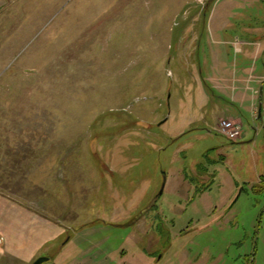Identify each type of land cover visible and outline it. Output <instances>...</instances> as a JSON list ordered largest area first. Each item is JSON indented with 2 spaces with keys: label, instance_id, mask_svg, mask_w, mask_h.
I'll use <instances>...</instances> for the list:
<instances>
[{
  "label": "rangeland",
  "instance_id": "rangeland-1",
  "mask_svg": "<svg viewBox=\"0 0 264 264\" xmlns=\"http://www.w3.org/2000/svg\"><path fill=\"white\" fill-rule=\"evenodd\" d=\"M263 73L264 0H3L0 264H264Z\"/></svg>",
  "mask_w": 264,
  "mask_h": 264
},
{
  "label": "built area",
  "instance_id": "built-area-1",
  "mask_svg": "<svg viewBox=\"0 0 264 264\" xmlns=\"http://www.w3.org/2000/svg\"><path fill=\"white\" fill-rule=\"evenodd\" d=\"M220 134L230 140H237L242 132V124L234 119H223L217 127Z\"/></svg>",
  "mask_w": 264,
  "mask_h": 264
},
{
  "label": "crops",
  "instance_id": "crops-1",
  "mask_svg": "<svg viewBox=\"0 0 264 264\" xmlns=\"http://www.w3.org/2000/svg\"><path fill=\"white\" fill-rule=\"evenodd\" d=\"M3 0H0V4H1V2H2ZM258 79H260V80H263L264 81V73L263 74H259L258 76H256ZM244 100H243V102H246V100H248L249 101V103L250 104H252V110H253V115H254V117H256V115H255V109L257 108V105H256V96L255 95H250V96H245L244 98H243ZM242 101V100H241ZM260 115V114H259ZM259 115H257V116H259ZM228 119V118H227ZM221 120H223V119H221ZM240 121V120H239ZM241 122V121H240ZM240 138V137H239ZM219 157L220 158H224V155H219ZM264 177H263V175L262 176H260V179H261V181H263L264 179H263ZM263 179V180H262Z\"/></svg>",
  "mask_w": 264,
  "mask_h": 264
},
{
  "label": "water",
  "instance_id": "water-1",
  "mask_svg": "<svg viewBox=\"0 0 264 264\" xmlns=\"http://www.w3.org/2000/svg\"><path fill=\"white\" fill-rule=\"evenodd\" d=\"M261 95H262V91H261ZM261 104L259 106V114H261ZM261 116V115H260ZM49 260V257L48 256H40L38 259H36L32 264H43L45 262H47Z\"/></svg>",
  "mask_w": 264,
  "mask_h": 264
}]
</instances>
